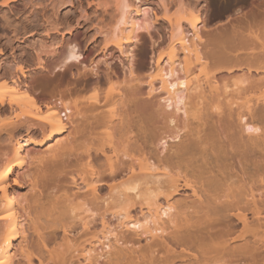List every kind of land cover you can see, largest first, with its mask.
Here are the masks:
<instances>
[{"label": "bare ground", "instance_id": "obj_1", "mask_svg": "<svg viewBox=\"0 0 264 264\" xmlns=\"http://www.w3.org/2000/svg\"><path fill=\"white\" fill-rule=\"evenodd\" d=\"M108 1L116 19L96 27L104 29L97 30L101 52L117 49L130 59L137 32L150 35L148 7ZM199 1L157 0L161 14L153 15L166 23L169 48L157 54L147 80L132 77V66L128 84L110 70L94 84L105 86L100 97L58 94L44 109L17 80L0 83V115L21 110L7 134H41L16 138L0 152V264L9 261L18 222H33L14 187L26 184L35 207L41 196L35 178L18 169L25 157L40 164L48 154L69 165L58 194L49 192L39 205L52 230L51 260L90 261L98 245L94 264H264V33L206 39L197 25ZM80 56L70 45L62 66ZM36 67L44 69L40 61ZM16 71L24 76L26 69ZM72 225L81 233L71 238ZM130 230L145 236L142 248L122 237Z\"/></svg>", "mask_w": 264, "mask_h": 264}, {"label": "rangeland", "instance_id": "obj_2", "mask_svg": "<svg viewBox=\"0 0 264 264\" xmlns=\"http://www.w3.org/2000/svg\"><path fill=\"white\" fill-rule=\"evenodd\" d=\"M139 1L138 4H141L142 8L148 7L146 14L148 18L146 19L150 20V35L145 32L146 30L137 32V40H134L127 48L128 50L132 49V57L130 55V59H128L117 49L109 50L105 56L101 52V41L97 28L106 26V29L113 25L116 19L114 8L108 0H0V83L9 84L13 79L17 80L20 91L33 98L44 109V103L58 94L70 101L86 99L95 95L100 97L101 90L105 86L95 89L94 84L98 79H103L110 70L125 74L126 81L131 77L128 76V68L132 66V77H140L143 80L151 78L153 73L150 72V67L153 68L157 54L165 53L164 51L169 48L166 43L168 30L166 23L158 19L161 13L157 0ZM188 1L192 2L191 4L195 2V0ZM200 5H202L201 8ZM198 7L200 16L197 25L200 27L202 37L206 39L229 36L231 33L241 36L250 32L260 35L264 33V0H200ZM153 11L154 15L160 13L156 16L157 19L154 18ZM189 17H195L193 11ZM152 21L154 22L152 23ZM102 28L98 31L104 30ZM70 45L78 48L81 56L78 59H70L65 66H62ZM218 46L219 44H213V46L211 44V47ZM39 61L43 63L44 69L36 67ZM19 67L26 69L24 76L17 73L16 69ZM20 114L21 110L15 106L13 109H6L1 113L0 152L10 151L16 138L27 135L33 140L41 138L39 129H34L27 134L25 129L17 128L7 134L6 131L11 130L12 121L16 122L17 116ZM20 117L22 118V116ZM83 120L82 118V127ZM173 125L171 124L172 127H174ZM164 129L166 130V128ZM64 135L62 134L60 138H63ZM75 137L78 140L81 139L80 135L75 134ZM26 148L29 149L30 146H25ZM30 154H33L32 157H34L36 153L31 152ZM38 154L40 156V153L35 156L38 157ZM48 156L49 154L40 164L33 163V160L31 162V159L25 157L17 172L19 176L25 173V175L35 178L37 189L41 195L38 201L39 205L46 200V195L49 192L58 194L60 179L65 174L64 171L69 169V165L61 160H51L47 158ZM14 192L20 201L25 196L26 201L23 202V205H30L29 211L33 222L23 221L21 225L18 222L19 235L12 241L13 248L7 264H27V259L21 256L19 242L32 264H62L63 259V261L58 258L51 260L48 255L47 249L51 250L53 246L50 239L52 230L47 225L48 216L41 212L39 205L35 207L36 205L32 204L34 199L26 184L22 188L14 187ZM72 227L73 229L69 228L71 232L67 229L71 238L81 233L79 225L78 227L72 225ZM62 231L61 228L56 229L57 242L61 240ZM20 232L24 233L20 234ZM122 237L130 239L137 250L138 247L146 243L144 235L137 236L132 230L125 231V236ZM112 239L114 240L113 236L109 238L110 241ZM113 242L111 241V243ZM132 243H129L128 246H131ZM95 250V253L100 252L98 245L95 246ZM95 253L91 252V255H95ZM157 256L160 255L156 252L154 258ZM79 259L80 262L82 261L81 264L92 263L91 259V262ZM102 259L103 257H99L97 262H102ZM69 260L65 259L66 262ZM79 261L75 259L72 264H78ZM64 264L66 263L64 262ZM149 264L152 263L149 262Z\"/></svg>", "mask_w": 264, "mask_h": 264}]
</instances>
